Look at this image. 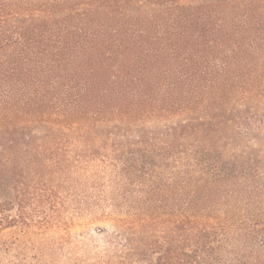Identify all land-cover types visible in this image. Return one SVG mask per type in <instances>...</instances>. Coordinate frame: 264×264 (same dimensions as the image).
Wrapping results in <instances>:
<instances>
[{
    "label": "trees",
    "instance_id": "obj_1",
    "mask_svg": "<svg viewBox=\"0 0 264 264\" xmlns=\"http://www.w3.org/2000/svg\"><path fill=\"white\" fill-rule=\"evenodd\" d=\"M12 228L55 234L30 264H264V0H0Z\"/></svg>",
    "mask_w": 264,
    "mask_h": 264
},
{
    "label": "rangeland",
    "instance_id": "obj_2",
    "mask_svg": "<svg viewBox=\"0 0 264 264\" xmlns=\"http://www.w3.org/2000/svg\"><path fill=\"white\" fill-rule=\"evenodd\" d=\"M64 195L68 198L69 206L76 207L79 204L78 194H87L85 190L77 189V177L65 176ZM81 189H85L80 187ZM10 189V187H9ZM78 193V194H77ZM98 225L91 224L85 227H77L73 233H83L88 240H98L101 236L97 233ZM55 238L53 232H39L35 235L26 234L21 228H12L0 232V264H30L34 256L40 253V250L48 242Z\"/></svg>",
    "mask_w": 264,
    "mask_h": 264
}]
</instances>
